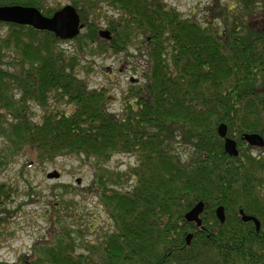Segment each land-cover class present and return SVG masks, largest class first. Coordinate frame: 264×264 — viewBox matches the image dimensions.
<instances>
[{
    "label": "trees",
    "instance_id": "1",
    "mask_svg": "<svg viewBox=\"0 0 264 264\" xmlns=\"http://www.w3.org/2000/svg\"><path fill=\"white\" fill-rule=\"evenodd\" d=\"M44 1L0 5L34 6L44 16L60 8ZM69 1L85 28L71 39L81 51L117 53L133 35L145 43L143 82L129 84L118 112L110 111L115 96L78 74L79 52L61 50L63 40L50 31L0 22L7 26L0 33V171L18 155L38 164L83 157L92 172L85 190L109 222L85 241L58 219L59 228L20 263L264 264V157L228 155L217 133L223 123L237 144L244 133L264 139V0H212L202 16L164 0ZM104 5L117 11L107 16ZM101 25L109 39L99 36ZM31 104L40 109L35 120ZM179 147L190 154L183 158ZM116 154L135 156V166L114 174L106 165ZM122 174L134 184L118 186ZM12 197L0 182V207ZM198 201L201 226L184 219ZM61 202L64 210L75 204ZM240 209L259 220V231Z\"/></svg>",
    "mask_w": 264,
    "mask_h": 264
},
{
    "label": "rangeland",
    "instance_id": "2",
    "mask_svg": "<svg viewBox=\"0 0 264 264\" xmlns=\"http://www.w3.org/2000/svg\"><path fill=\"white\" fill-rule=\"evenodd\" d=\"M164 1L176 7L185 16L191 14L202 16L206 12L205 8L212 3V0ZM44 3L61 8L70 4V1L45 0ZM102 10L107 16L117 11L105 5L102 6ZM100 29L107 30L103 25ZM6 30L7 26H1L0 33ZM84 30L85 28L81 32ZM130 39L122 51L117 53L106 51L94 57L86 50L81 51L72 40L61 41L58 44L66 53L81 54L78 74L88 79L90 88L105 87L115 96L116 99L111 100L109 108L113 112H118L120 98L129 84L143 82L141 73L145 67V43L135 35ZM7 54L10 56V51H7ZM57 103L54 102V105ZM61 107L63 108V105ZM29 108L31 118L35 120L40 115V109L34 104ZM237 148L253 158L264 157V148L250 147L246 143L237 144ZM178 151L184 152L183 158L190 154L187 147H179ZM29 159L27 155L15 156L6 165L5 170L0 171V182L8 183L13 189L11 202L0 207V264H21L20 258L32 255V249L37 241L48 240L51 228L52 230L59 228L58 219L74 230V236L79 237L81 234L79 238L85 241H94L109 227L108 217L96 197L90 190H85L91 185L92 172L83 157L58 156L52 162L42 164L32 163ZM135 164V156L116 154L106 166L114 174H120L128 168H133ZM53 171L58 172L60 177L48 178V172ZM120 176L118 186L127 187L134 184L133 181L126 182L123 174ZM70 199L75 204L68 209H62L61 200Z\"/></svg>",
    "mask_w": 264,
    "mask_h": 264
},
{
    "label": "water",
    "instance_id": "3",
    "mask_svg": "<svg viewBox=\"0 0 264 264\" xmlns=\"http://www.w3.org/2000/svg\"><path fill=\"white\" fill-rule=\"evenodd\" d=\"M0 22H10L21 25H29L38 30H47L61 39L67 40L76 37L84 27L80 21V16L77 10L71 5L66 4L60 9L56 10L50 16H44L39 9L34 6H25L19 4L0 5ZM99 36L109 39L110 32L108 30H99ZM218 135L223 138V147L225 153L230 156L238 155V148L236 141L227 136V127L221 123L217 127ZM242 139L250 146L262 148L264 147V139L257 133H244ZM48 178H58L59 173L56 171L49 172ZM204 210V203L198 201L185 214L184 219L187 222H194L197 226H201V217ZM215 214L220 223L225 220L223 206H218L215 209ZM242 221H252L255 229L258 231L260 223L258 219L252 215L245 214L242 209L239 210ZM192 233H188L185 237L186 244H190Z\"/></svg>",
    "mask_w": 264,
    "mask_h": 264
},
{
    "label": "flooded vegetation",
    "instance_id": "4",
    "mask_svg": "<svg viewBox=\"0 0 264 264\" xmlns=\"http://www.w3.org/2000/svg\"><path fill=\"white\" fill-rule=\"evenodd\" d=\"M250 147H252V146H250ZM252 222V221H251ZM253 223V222H252ZM254 224V223H253ZM254 227H255V225H254ZM256 230V229H255Z\"/></svg>",
    "mask_w": 264,
    "mask_h": 264
}]
</instances>
